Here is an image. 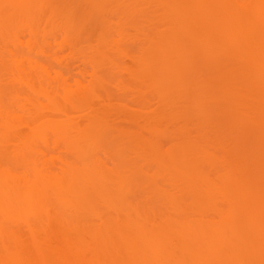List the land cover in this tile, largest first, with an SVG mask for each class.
I'll return each instance as SVG.
<instances>
[{"label": "bare ground", "instance_id": "6f19581e", "mask_svg": "<svg viewBox=\"0 0 264 264\" xmlns=\"http://www.w3.org/2000/svg\"><path fill=\"white\" fill-rule=\"evenodd\" d=\"M142 1L0 0V264H264V0ZM58 4L102 49L144 38L126 71L159 97L147 136L112 124L127 115L109 50L73 84L33 59L46 40L34 15Z\"/></svg>", "mask_w": 264, "mask_h": 264}, {"label": "rangeland", "instance_id": "374dc122", "mask_svg": "<svg viewBox=\"0 0 264 264\" xmlns=\"http://www.w3.org/2000/svg\"><path fill=\"white\" fill-rule=\"evenodd\" d=\"M143 1L142 0H138V4H141ZM57 6V9H54L52 12H50L51 10H49V9H47V7H45V8H42V9H39L38 11H36V13H35V17H34V19L35 20H33V21H39V23H35L36 24V26H39V27H37L38 29H39V32H42L43 31V33L46 35V40H44V41H42L43 39H42V37H41V44H43V42H44V44H43V49H44V51H43V49L42 48H40V47H42L41 45H39L40 47V51H42V52H38V51H36L37 50V48H38V46H37V48L35 47L34 48V46L32 47V48H34V50H33V52H32V57H33V59L39 64V65H43L44 67H46L47 69H48V71H49V73H50V75H51V73H52V75L54 76L55 75V73L56 72H63V71H65L68 75L70 74V76H71V79L70 80H72V78H74V79H76V76H81V74H82V72H83V74H82V77L84 78H82L83 80H85L87 77H89V75L88 76H86L88 73H89V71H87L88 69H89V64L91 63V61H92V63L94 62V58L96 57V53H100V51H103L104 49H102L103 47L100 45V39H98V34L93 30V28H91L90 26H88V25H86V24H84V25H81L80 26V12H79V10H74V11H68V10H66L67 8H66V6L65 5H63L62 7H61V5L60 4H58V5H56ZM142 7H144V6H142ZM163 7V9L162 8H160L159 10H160V12H161V10H162V14L163 13H165V11H166V13H167V7H169V6H162ZM167 10H166V9ZM165 9V10H164ZM129 10V9H128ZM125 11V12H122L123 13V15H122V17L124 16V14L127 16H129V14H130V16H131V13H129V11ZM156 10L157 9H155L154 10V12H156ZM158 10V11H159ZM157 11V12H158ZM154 12H152V13H154ZM160 12L159 13H157V14H160ZM169 12V11H168ZM121 13V12H120ZM120 13H118L117 12V14L119 15ZM129 13V14H128ZM165 13V14H166ZM135 14H137L136 12H135ZM135 14H134V16H133V14H132V16L131 17H134V19H136V16H135ZM169 13H167V15H168ZM121 15V14H120ZM165 16L166 18L168 17V16ZM145 17H146V19H142V23H143V25H147L148 23V19H147V14L145 15ZM121 18V17H120ZM123 18H125V16L123 17ZM128 17H126V19H127ZM130 18V17H129ZM166 18H164V19H162V25H164V26H162V32L164 33V31L165 30H167V25H166V21H168V19L170 18H168V19H166ZM37 19V20H36ZM51 19H53V20H51ZM68 19H69V21H68ZM133 20V19H132ZM32 21V22H33ZM121 22V20L119 19V16H118V20L116 19V22ZM124 21V20H123ZM68 22H69V24H68ZM118 22V23H119ZM128 23H127V25H128V27H133L132 25H134L133 23L134 22H136V21H131V19H130V21H127ZM132 22V23H131ZM165 24H164V23ZM169 22H170V19H169ZM117 23V24H118ZM32 24H34V22L32 23ZM121 24V23H120ZM132 24V25H131ZM119 25V24H118ZM122 25V24H121ZM124 25H125V23H124ZM116 26V25H115ZM128 27H126V32L128 31L127 30V28ZM130 27V28H131ZM141 27H142V25H141ZM125 28V27H124ZM123 29V28H122ZM129 29V28H128ZM131 29H133V28H131ZM143 29V28H142ZM26 30V28H23L22 29V35H23V37L21 38V43L22 44H24V45H22L23 47L26 45V42H27V40H28V38L27 37H25V35H26V33H27V31H25ZM118 30V29H117ZM117 30H115L116 32H117ZM130 30V29H129ZM119 31V30H118ZM125 31V30H124ZM113 32V31H112ZM125 32V33H126ZM157 32V31H156ZM128 33H130L131 35H133L132 33H134L133 31H129ZM139 33V32H138ZM43 34V35H44ZM118 34V35H117ZM117 34H112V35H117L118 37L120 36V34H122L123 35V33H121L120 32V34L117 32ZM127 34V33H126ZM130 34H127V37L126 36H124L123 35V37H126V40H127V38H131V36H130ZM141 34V33H140ZM40 35H42L41 33H40ZM67 35V37H68V40H67V42H65L64 41V39H65V37L64 36H66ZM129 35V36H128ZM137 34L135 33V36H136ZM117 36H115L116 38H117ZM138 36V35H137ZM123 37H122V40H123ZM142 37H143V35H142ZM141 37V38H142ZM182 37V36H181ZM181 37H178V39L180 38L181 39ZM110 38H111V36H110ZM129 38V39H130ZM135 38V37H134ZM138 38V37H137ZM177 39V38H176ZM177 39V40H178ZM179 39V40H180ZM182 39H184V38H182ZM109 40V39H108ZM114 40H116L117 41V39H113V40H109L110 42H112V44L111 43H108L107 41V43H106V45L108 44V47H106L107 49H105L104 50V52H105V55H106V52L109 50L110 51V54H109V60H108V68H106V69H110L109 71H107L106 73H108L109 72V74H106V75H110V79L111 78H113V76H115V78H113V79H116V76L118 75V76H120V80H119V77L117 76V79L121 82V85L124 87V84L125 83H127V87H120V86H117V88L118 89H120V91H122V92H116V96H120V97H122L123 96V98H124V100L122 101V103L123 102H126V103H121L120 105H122L120 108L121 109H124L123 111L125 112H121V111H119V113L121 112L122 113V115H123V113H124V115L126 116L127 115V119H128V117L130 118L131 116H133V117H135V119H134V121H137L136 123H133L134 121H133V119L131 120V123H129V122H125V120H126V118H125V116H124V118H125V120L123 121V120H121V117L119 116V114H117L118 115V117L120 118L119 120H121V121H119L118 120V117H117V120H116V114L114 113V118H112V120H114V122H112V124H114L115 123V125L116 126H120V127H122V128H125V127H128V126H130V124H131V126L132 125H134V126H132L133 127V129H134V127H135V130H141V132L140 131H138V132H140V133H142V135L143 136H147V134L142 130L144 127H145V124L146 123H144L145 121L144 120H146V118L149 120V118L150 117H152L151 116V114L152 113H154L155 112V110H158L157 108H156V106L158 107H160V105H159V97H158V95H157V93L156 92H154L153 91V89L149 86V83H147L146 84V81H142V79L141 80H138V79H136V78H134L133 76H131L130 74H129V72L131 71V70H129V72H127L126 70H127V68L129 67V69H131V66L133 65V69L136 67L134 64L136 63V61L135 62H132V61H134L135 60V58L136 57H134L137 53H136V49H135V47L137 48V47H140V42H142V40L144 41V38L143 39H140V40H138V42H137V40L136 39H132L133 40V42H131V41H129V43L125 40V43L126 44H128V45H126V44H124V45H126V47H125V49H123V46L122 47H120L121 46V42L120 43H118V42H116V41H114ZM136 43H135V42ZM114 42H116V43H114ZM114 43V44H113ZM118 43V44H117ZM102 44V43H101ZM105 44V43H104ZM109 44H111L112 46H109ZM139 44V45H138ZM115 45V46H114ZM117 45V46H116ZM143 44H141V46H142ZM26 47V46H25ZM102 47V48H101ZM111 47H113V48H111ZM116 47H118V48H116ZM38 48V49H39ZM116 48V49H115ZM123 49V51L124 52H126V51H128V53L125 55V53L122 51V49ZM141 48V47H140ZM113 49H115V50H113ZM119 49V50H118ZM120 49H121V51H120ZM131 49L133 50L132 52L134 53V54H130V52H131ZM193 49V48H192ZM116 50H118L117 52H116ZM140 50V49H139ZM113 51V52H112ZM193 51H194V49H193ZM71 52H73V53H75V56L73 57V53H72V55L70 54ZM139 52V51H138ZM109 53V52H108ZM108 53H107V55H108ZM121 53V54H120ZM122 53H124V54H122ZM136 53V54H135ZM228 53V52H227ZM71 55V57H70V55ZM194 54V53H193ZM195 54H196V52H195ZM196 55H198V54H196ZM199 56H200V54H199ZM107 57V56H106ZM131 57L134 59V60H132L131 59ZM196 57H198V56H196ZM201 57V56H200ZM137 59H138V57H137ZM136 59V60H137ZM199 59V58H198ZM176 60V59H175ZM71 61V62H70ZM109 61H110V63H109ZM172 61H174V60H172ZM120 62V63H119ZM67 63H69L70 65H71V63H72V66L70 67H68V65L67 66H65ZM132 63V64H131ZM172 63H176V61H174V62H172ZM121 64V65H120ZM229 64L232 66V67H236V65H238V62H237V59L235 58V57H233V58H231L230 60H229ZM117 65H119V67L121 68V70L120 69H118V66ZM177 65V64H176ZM78 66H80V68H78ZM85 67V69L83 68V71L78 75L77 73L78 72H80V69L82 68V67ZM173 66H175V64L173 65ZM173 66H171V69L173 68ZM180 66V65H179ZM106 67V66H105ZM88 68V69H87ZM173 69H174V71H173ZM172 70H170V68H169V70H167L165 73H164V76L166 77H164L165 79V81L167 82H176L177 81V79H178V77L181 75V73H182V69L180 68V67H178V65H177V67L175 66L174 68H173ZM67 70V71H66ZM112 70H113V72H112ZM118 70H120V71H118ZM86 71L88 72V73H86ZM116 71H117V73H116ZM64 72V73H65ZM121 72V73H120ZM170 72V73H169ZM64 73H62V76H64L63 74ZM66 73H65V76H66ZM180 73V74H179ZM57 74V73H56ZM58 74H60V73H58ZM105 75V74H104ZM179 75V76H178ZM59 76V75H58ZM52 77V76H51ZM57 77V76H56ZM67 77V76H66ZM107 77H109V76H107ZM53 78V77H52ZM78 78V77H77ZM81 78H79V81L81 80ZM67 80H65L66 82L69 80V78H66ZM73 79V80H74ZM116 79V80H117ZM73 80L72 81H68L67 83H69V84H73V83H77V81L76 80H74V82H73ZM83 80H81V81H83ZM89 80V79H88ZM117 80V81H118ZM176 80V81H175ZM86 81V80H85ZM123 81V82H122ZM72 82V83H71ZM125 82V83H124ZM144 82V83H143ZM171 82V83H172ZM69 86H71V85H69ZM73 86V85H72ZM113 87V86H112ZM115 88H116V86H114ZM114 87L112 88V90H111V88H110V90L111 91H113V93L112 94H114L115 93V90L117 91L118 89H114ZM121 88H123V89H125V88H127V90H122ZM118 94V95H117ZM120 94V95H119ZM155 94V95H154ZM157 95V96H156ZM115 96V95H114ZM115 96V97H116ZM117 98H119V97H117ZM94 100V99H93ZM118 100V99H117ZM120 100H121V98H120ZM157 100V101H156ZM98 102V103H97ZM97 102H96V100L95 101H93V103H92V105L93 106H96L97 104V107H95L94 109H96V108H98V109H102L101 107L103 106V104L102 103H100V101H98L97 100ZM119 102V101H118ZM117 102V103H118ZM121 102V101H120ZM119 102V103H120ZM158 102V103H157ZM97 103V104H96ZM114 103H116V102H114ZM116 103V104H117ZM96 104V105H95ZM99 104H102L101 106H99ZM115 104V105H116ZM127 106V107H125V105ZM128 104V105H127ZM123 105H124V107L125 108H129V109H127L128 110V112H127V110L125 109V108H123ZM100 108H99V107ZM117 108H119V104H117ZM116 108V107H115ZM114 108V110L117 112L118 110H120V108L117 110V109H115ZM97 110V109H96ZM112 110H113V108H112ZM120 113V114H121ZM128 113H129V116H128ZM73 115H75V114H72V116ZM76 119L77 120H80V119H82L83 120V115H82V117L80 118V114H77L76 113ZM150 116V117H149ZM111 117H113V115L111 116ZM110 117V118H111ZM132 118V117H131ZM74 120H75V118H74ZM129 121H130V119H128ZM163 120V119H162ZM116 121V122H115ZM133 121V122H132ZM79 122V121H78ZM80 122H81V120H80ZM79 122V123H80ZM111 122V121H110ZM82 123V122H81ZM144 123V124H143ZM126 125V126H125ZM140 126V127H139ZM141 126H143L142 128H141ZM139 127V128H138ZM136 128H138V129H136ZM254 130V129H253ZM143 131V132H142ZM254 132V131H253ZM108 136V138H109V135H107ZM171 136V134L170 133H166V134H164V135H162V138H161V142H160V145H161V147L163 148L162 149V152H166V150H167V152L166 153H169V152H171L172 151V148H171V145H172V141H170V137ZM110 137L112 138L113 136H111L110 135ZM110 138V139H111ZM113 139H111L110 141H112ZM114 141V140H113ZM171 148V149H170ZM124 158V157H123ZM127 158H128V156H127ZM126 158V159H127ZM130 159V158H129ZM204 204V203H203ZM19 226L20 225H18V227L16 226V229L17 228H19ZM13 227V226H12ZM23 227L21 226L20 227V230L22 229ZM12 229H14V228H12ZM19 230V229H18ZM19 230V231H20ZM21 235H23V236H27V232L24 230V228L21 230ZM259 261V259H256L255 257H251V258H249V259H245V260H243L242 262H245L246 264H260V262H258Z\"/></svg>", "mask_w": 264, "mask_h": 264}]
</instances>
